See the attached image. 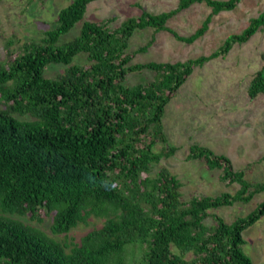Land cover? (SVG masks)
Returning a JSON list of instances; mask_svg holds the SVG:
<instances>
[{
    "label": "trees",
    "instance_id": "1",
    "mask_svg": "<svg viewBox=\"0 0 264 264\" xmlns=\"http://www.w3.org/2000/svg\"><path fill=\"white\" fill-rule=\"evenodd\" d=\"M95 1L74 0L43 38L25 42L14 60L0 62V264H255L243 250V233L264 217V201L231 224L217 214L215 225L205 221L211 210L250 203L264 193V183L249 182L228 156L199 144L190 147L188 159L221 171L223 182L239 185L236 193L184 201L176 175L166 167L153 172L178 151L165 132L168 104L195 68L226 58L235 44L248 43L264 29V12L208 56L134 63L154 44L155 34L169 32L193 44L215 16L235 11L242 0H180L176 9L160 14L141 8L139 17L117 28L111 26L114 18L85 20ZM196 4L211 9L196 32L184 37L168 27ZM79 23V35L63 42ZM148 28L153 38L131 53L132 37ZM81 55L86 65L75 64ZM52 65L66 69L47 78ZM146 70L155 73L153 81L127 84L131 74ZM248 93L252 100L264 95V66ZM158 142L164 144L159 152ZM41 212L53 215L56 236L93 217L104 224L79 243H62L12 218L37 219ZM131 246L141 248L139 260L129 259Z\"/></svg>",
    "mask_w": 264,
    "mask_h": 264
},
{
    "label": "rangeland",
    "instance_id": "2",
    "mask_svg": "<svg viewBox=\"0 0 264 264\" xmlns=\"http://www.w3.org/2000/svg\"><path fill=\"white\" fill-rule=\"evenodd\" d=\"M74 0H1L0 2V62L14 60L21 46L31 40H40L52 29L58 13ZM180 0H98L88 6L85 20L101 23L115 19L113 28L119 27L128 18L141 15V8L153 14L169 12L178 7ZM139 5L140 7H138ZM264 12V0H242L238 8L222 12L213 18L207 33L193 44L177 40L169 32L155 34L154 29L138 31L130 41V52L146 46L153 38L156 41L145 53L135 56L134 63L179 62L208 56L223 46L233 34L242 33L251 19ZM205 4H196L182 11L168 22V27L188 37L199 29L210 15ZM82 23L62 38L69 42L79 35ZM75 64L86 65V55H81ZM264 66V29L248 43L235 44L226 58H218L195 68L187 82L168 104L163 122L169 146L178 148L177 153L155 166L153 174L168 168L182 182L183 200L194 196H219L234 194L238 184H227L221 180V171L210 170L204 160H189V150L194 144L207 147L217 154L228 156L236 170L246 171V179L253 183H264V95L252 100L249 88L256 73ZM66 69L64 65H52L46 71L47 78H57ZM155 73L143 71L129 76L130 86L149 83ZM30 120L31 117H20ZM164 148L158 142L155 151ZM264 201V193L256 195L248 204L237 203L232 207L211 210L205 224L215 225L213 214L231 224L246 217ZM40 229L62 242L81 239L93 229L101 228L104 220L91 218L67 235L52 234L53 215L40 213L39 218L12 216ZM246 244L244 252L255 264H264V217L243 233ZM132 247V246H131ZM134 248V249H133ZM142 256L140 247L128 251L129 259Z\"/></svg>",
    "mask_w": 264,
    "mask_h": 264
}]
</instances>
